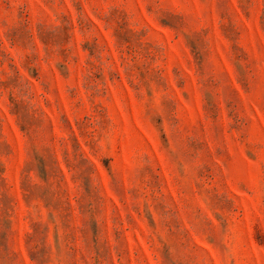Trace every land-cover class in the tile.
<instances>
[{
	"label": "rangeland",
	"instance_id": "obj_1",
	"mask_svg": "<svg viewBox=\"0 0 264 264\" xmlns=\"http://www.w3.org/2000/svg\"><path fill=\"white\" fill-rule=\"evenodd\" d=\"M0 264H264V0H0Z\"/></svg>",
	"mask_w": 264,
	"mask_h": 264
}]
</instances>
